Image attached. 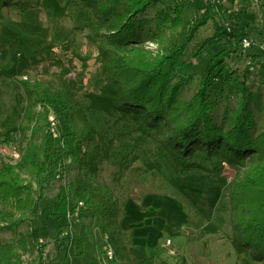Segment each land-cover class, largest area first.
Segmentation results:
<instances>
[{"label": "trees", "instance_id": "1", "mask_svg": "<svg viewBox=\"0 0 264 264\" xmlns=\"http://www.w3.org/2000/svg\"><path fill=\"white\" fill-rule=\"evenodd\" d=\"M71 1L91 18L86 28L92 31L90 38L99 43L105 83L98 92L86 91L88 105L85 109H76L79 106L76 96L90 81L88 63L92 59L90 54H77L76 58L82 61L81 78L59 79L60 91L51 97L60 105L55 120L62 117L69 126L59 137L61 145L57 151L50 133L44 146L28 139V132L41 130L38 127L41 120L51 127V109L49 96L42 93V87L21 81L19 90L27 101L19 125L22 162L0 167V206L14 207L20 214V222L25 221L27 210L37 212V202L32 183L26 182L18 172L20 165L25 162L31 176L41 182L55 173L64 160L70 159V164L78 165L80 172L73 199L83 203L94 217L101 218V231L115 252L112 264H148L153 258L133 260L129 256L128 251L134 244L120 223V203L115 192L99 180L100 164L110 159L109 149L102 151L99 142L108 133H99L86 124L84 113L103 119L115 118L152 138L168 154L173 167L183 172L207 171L206 164L214 161L240 167L248 160L250 166L235 177L230 191L233 228L230 242L245 263L264 264V131L255 134V116L248 107L249 101L255 98L248 86L249 70L241 75L228 64L243 41L251 40V33L245 28L232 30L218 21L224 9L222 0H205L201 17L189 23L185 39L169 40L167 45V32L174 35L185 23L183 0ZM31 6L30 0H0V22L5 10ZM210 24L213 34L199 40L200 31ZM15 27L29 38L34 54L52 49L49 28L22 23H16ZM219 45L225 48L207 61L196 94L189 100L182 99L183 86L192 80L195 64L207 56L210 48ZM252 63L260 65L264 75V52ZM69 73L65 70L63 74ZM216 84L221 89L212 100L211 90ZM233 95L239 98L238 108L231 113L226 110L218 123L215 113L220 99H230ZM38 107L41 112L36 113ZM147 167L148 170L162 169L159 163ZM69 206L70 193L62 188L42 214L60 220L65 218ZM4 216L3 209L0 221L6 225L0 226V232L15 230L17 221H4ZM34 237L38 238L35 232ZM17 249L18 245L0 241V264H22Z\"/></svg>", "mask_w": 264, "mask_h": 264}, {"label": "rangeland", "instance_id": "2", "mask_svg": "<svg viewBox=\"0 0 264 264\" xmlns=\"http://www.w3.org/2000/svg\"><path fill=\"white\" fill-rule=\"evenodd\" d=\"M30 1L32 6L29 9L13 7L5 10L0 22V58L2 61L6 58L0 70H7L12 75H0V79H3L0 84V124L7 120L0 128L13 122V127L7 130L6 141L1 144L4 146L20 147L19 125L24 115H21V111L27 108L26 97L19 90L21 81L42 87V93L49 96V120H54L55 131L60 137L69 126L62 117L55 120L60 105L51 97L60 91L59 79L74 81L81 78L82 61L76 55L90 54L92 57L88 63L90 81L84 91L77 94L79 106L76 109H85L88 105L85 92H98L106 80L99 43L90 38L92 31L86 28L91 23L88 14L71 0ZM183 2L186 5L185 23L174 35L167 32L168 41L165 45L169 40L183 41L189 23L199 19L204 11L205 0ZM222 4L223 14L218 21L232 30L245 28L252 35L251 47H240L228 64L241 75L249 70L248 86L255 98L249 101L248 107L255 116V134H259L264 131V75L260 65L254 66L252 62L264 52V0H222ZM16 23L49 28L52 49L34 54L29 38L19 32ZM150 27L155 29L154 24ZM213 32L212 24L208 25L200 31L199 40L211 36ZM224 48L225 45L210 48L207 56L195 64L192 80L183 86L182 99L189 100L196 94L207 61ZM65 70L70 73L64 75ZM220 89V84L212 88V100L219 95ZM238 103L239 98L234 95L230 99L221 98L215 113L217 122L222 121L226 110L231 113L237 109ZM14 107L19 109L17 115L16 110L14 114L11 113ZM35 112H41L40 107ZM84 114L86 124L99 133H108L107 138L99 142L102 151L109 149L110 154V159L99 166V180L115 192L121 206L120 223L129 233L133 244L136 239V247H139L135 250L137 256L154 255L148 264L164 261L169 264H208L207 260H198L197 256L202 253L197 248L192 251L186 247L187 239L216 235L225 239L232 235L230 191L235 177L250 166L249 161L240 167L214 161L206 164L207 171L183 172L173 167L168 154L160 150L152 138L136 132L133 126L117 122L115 118L103 119ZM80 119L84 120L82 114ZM17 120L18 127L15 126ZM38 127L41 129L39 132H28V139L44 146L48 133L52 134L51 127L47 126L44 119ZM53 139V148L59 151L60 139L54 136ZM155 163L161 164L162 169L148 170L147 165ZM61 165L41 182L31 176L25 162L20 165L19 174L34 187L37 212L27 210L26 220L20 222V214L14 207L0 206V213L3 209L6 213L4 221H17L15 230L0 232V241L18 245L22 264H107V240L101 231L99 216L94 217L84 210L77 221L70 223L65 218L51 219L42 214L62 188L68 189L70 205L75 206L73 191L80 180L78 165L70 164V159L64 160ZM4 225L0 221V226ZM34 232L37 233V239ZM167 239L172 240L178 252L177 257L169 256L163 247ZM182 251L189 255L194 252L195 255L183 258V254H180ZM243 259L241 257L236 264H260L245 263Z\"/></svg>", "mask_w": 264, "mask_h": 264}, {"label": "crops", "instance_id": "3", "mask_svg": "<svg viewBox=\"0 0 264 264\" xmlns=\"http://www.w3.org/2000/svg\"><path fill=\"white\" fill-rule=\"evenodd\" d=\"M5 60H6V58L3 61L0 58V65L4 64ZM0 69H2V67H0ZM0 75L12 76V75H9V73H7V70L5 72L3 70H0ZM2 80L3 79H0V84H1ZM0 102H1V95H0ZM15 110H16V112H15ZM13 112H15V114L17 115L19 112V109L14 107L13 109H11V113H13ZM21 113H22L21 115H23V113H24L23 109H22ZM5 122H7L6 119L0 124V127L2 125H4ZM18 123H19V121L17 120L15 123L16 127H18ZM10 127L11 128L13 127V122H11L10 125H6L5 127L0 128V147L3 146L1 144L6 141L7 130ZM216 223H218V222H216ZM206 228L208 229V226ZM207 233H209V232H207ZM216 236L217 237H211V238L203 237L201 239H194V240L187 239V244H186L187 246L186 247L189 250L191 249L192 251H194L197 248L198 251L202 253L200 256H197L198 260H204V261L207 260L208 264H210V262L212 264H236L238 262L239 258L236 255V252H235V250H234V248L230 242V238L232 235H229L228 238H225V239L219 235H216ZM134 245H135V247L133 246V248H130L128 251L129 256L133 260H136V259L144 260L147 258H152L154 256V255L137 256L138 254L135 252V250H137L139 247H136V246H138V244L136 243V239H135ZM231 246H232L233 250H232ZM180 254H183L182 255L183 258H184V256L189 255L188 252H183V251ZM190 255H192L194 257L195 254L193 252V253H190Z\"/></svg>", "mask_w": 264, "mask_h": 264}, {"label": "built area", "instance_id": "4", "mask_svg": "<svg viewBox=\"0 0 264 264\" xmlns=\"http://www.w3.org/2000/svg\"><path fill=\"white\" fill-rule=\"evenodd\" d=\"M252 44L251 40L245 39L242 43L243 48H250ZM26 79V78H25ZM53 120V119H52ZM51 122V129L50 131L52 132L53 136L58 139L59 136L57 135L55 131V125H54V120L50 121ZM22 161V152L19 146H1L0 147V167L3 164H10V165H18ZM85 210V206L83 203H75L74 205H70L66 215H65V220L68 222H74L77 221L81 215L82 212ZM107 240V259L108 263H113L114 257H115V252L113 247L109 244L108 242V237H105ZM163 247L167 251L168 255L171 257H176L178 255V252L176 249L173 247V243L171 239H167ZM110 262V263H109Z\"/></svg>", "mask_w": 264, "mask_h": 264}]
</instances>
